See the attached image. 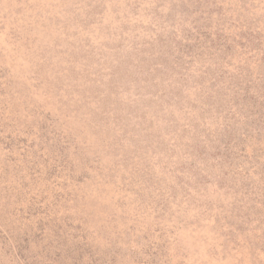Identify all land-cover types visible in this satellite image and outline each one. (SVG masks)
<instances>
[{
  "label": "rangeland",
  "instance_id": "1",
  "mask_svg": "<svg viewBox=\"0 0 264 264\" xmlns=\"http://www.w3.org/2000/svg\"><path fill=\"white\" fill-rule=\"evenodd\" d=\"M0 264H264V0H0Z\"/></svg>",
  "mask_w": 264,
  "mask_h": 264
}]
</instances>
